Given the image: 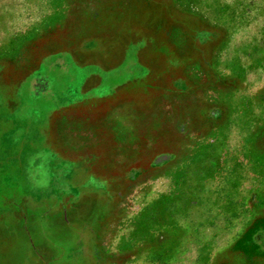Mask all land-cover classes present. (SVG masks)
<instances>
[{"label": "rangeland", "instance_id": "374dc122", "mask_svg": "<svg viewBox=\"0 0 264 264\" xmlns=\"http://www.w3.org/2000/svg\"><path fill=\"white\" fill-rule=\"evenodd\" d=\"M123 2L132 7L129 29L111 31L135 44L136 75L149 69L167 87L166 125L176 123L179 135L161 142L165 155L152 141L134 158L106 159L117 189L93 225L101 264H264V0ZM48 29L50 0H0L7 39ZM23 48L6 46V57ZM82 78L71 79L76 90ZM30 160L24 177L38 172L39 198L50 196V158ZM3 250L0 264L93 260L82 248Z\"/></svg>", "mask_w": 264, "mask_h": 264}, {"label": "crops", "instance_id": "0c3cea01", "mask_svg": "<svg viewBox=\"0 0 264 264\" xmlns=\"http://www.w3.org/2000/svg\"><path fill=\"white\" fill-rule=\"evenodd\" d=\"M131 9L123 0H50V30H32L28 39H7L0 31L3 252L82 248L92 264H101L93 225L117 189L106 159L134 158L152 141L155 154L165 155L161 142L179 135L176 123L167 129V87L149 69L136 75L135 44L111 31L129 29ZM17 44L22 51L7 58L5 47ZM86 69L91 72L82 78ZM76 75L82 78L77 90L71 82ZM24 158L32 167L50 158V196L39 198L38 172L24 177Z\"/></svg>", "mask_w": 264, "mask_h": 264}]
</instances>
